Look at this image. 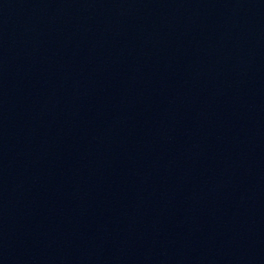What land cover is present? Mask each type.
<instances>
[{"label": "water", "instance_id": "1", "mask_svg": "<svg viewBox=\"0 0 264 264\" xmlns=\"http://www.w3.org/2000/svg\"><path fill=\"white\" fill-rule=\"evenodd\" d=\"M0 264H264V0H0Z\"/></svg>", "mask_w": 264, "mask_h": 264}]
</instances>
